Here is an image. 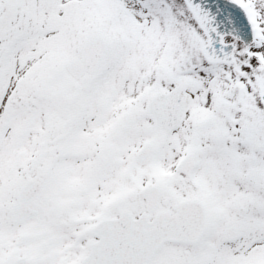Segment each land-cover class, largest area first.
Wrapping results in <instances>:
<instances>
[{
	"label": "snow or ice",
	"instance_id": "1",
	"mask_svg": "<svg viewBox=\"0 0 264 264\" xmlns=\"http://www.w3.org/2000/svg\"><path fill=\"white\" fill-rule=\"evenodd\" d=\"M0 264H264V0H0Z\"/></svg>",
	"mask_w": 264,
	"mask_h": 264
}]
</instances>
